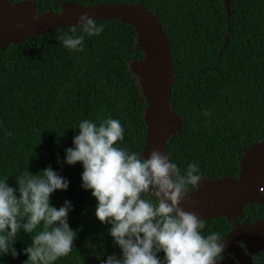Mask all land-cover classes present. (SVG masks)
<instances>
[{
  "label": "trees",
  "instance_id": "16d2710c",
  "mask_svg": "<svg viewBox=\"0 0 264 264\" xmlns=\"http://www.w3.org/2000/svg\"><path fill=\"white\" fill-rule=\"evenodd\" d=\"M26 1L38 13L58 11L65 1L139 4L152 11L170 40L175 78L171 104L188 119L168 145L171 162L182 174L188 164H197L202 179L239 177L243 155L264 140V0H230L231 16L223 0ZM19 5L33 11L27 3ZM97 24L103 32L85 35L82 51L66 49L57 38L72 34L71 28L0 48V181L8 179L9 186L18 189L16 177L39 174L49 166L69 181L68 189L57 190L50 201L57 208L71 202L68 223L77 237L72 251L54 264H102L110 255H122L108 232L111 225L95 216L97 200L81 186L82 164L66 163V149L74 147L79 123L117 119L124 128L117 147L141 154L144 145L145 106L132 74L146 90L138 69L146 54L138 46L140 35L131 25L111 20ZM182 125L183 119L171 113L168 132ZM258 159L256 152L248 156L244 172ZM234 182L239 181L200 183L191 195L197 197L194 204L226 196L235 189L222 191ZM243 214L241 221L249 215L264 218V207L254 204ZM204 223V235L215 232L222 239L237 221ZM32 243L31 234L21 230L14 244L19 255H2L0 264H24L28 256L23 250ZM159 257L163 260L164 254ZM254 264H264V254L254 258Z\"/></svg>",
  "mask_w": 264,
  "mask_h": 264
},
{
  "label": "clouds",
  "instance_id": "9594fccd",
  "mask_svg": "<svg viewBox=\"0 0 264 264\" xmlns=\"http://www.w3.org/2000/svg\"><path fill=\"white\" fill-rule=\"evenodd\" d=\"M102 32L103 26L85 12L71 28L72 34L57 38L66 49L82 51L85 35ZM78 130L74 147L66 149V163L82 164L81 186L91 190L98 202L95 216L111 225L108 232L122 252L102 264H217L225 248L220 234L204 235V221L181 206L190 194L189 186L191 193L199 190L202 178L197 164H188L182 174L158 148L143 157L117 147L124 139V128L111 117L100 119L99 124L82 120ZM7 180L0 181V256L19 255L14 244L21 230L31 234L33 241L23 250L28 256L24 264H54L67 256L77 237L68 223L73 205L65 201L57 208L50 197L57 190H67L69 181L51 166L39 174L16 177L18 189Z\"/></svg>",
  "mask_w": 264,
  "mask_h": 264
},
{
  "label": "water",
  "instance_id": "95a60500",
  "mask_svg": "<svg viewBox=\"0 0 264 264\" xmlns=\"http://www.w3.org/2000/svg\"><path fill=\"white\" fill-rule=\"evenodd\" d=\"M228 16H231L230 0H223ZM27 3L32 7L33 16L28 19L25 26L12 22L10 11L17 4ZM66 7L59 6L58 11H48L38 13L37 8L31 1H9L0 0V48H6L10 45L22 44L32 37L72 28L78 25L79 16L88 13L96 22L111 20L120 24L134 25L141 33V36L151 47L154 54L155 77L153 79V96L144 90L139 78L135 75L137 83L142 92L143 111V137L144 145L141 150V156L147 157L149 151L158 148L162 154L170 158L168 145L171 138L178 132L183 131L188 123L187 117L181 115L171 104L172 86L174 83L173 61L170 49V40L165 34L158 17L152 12L147 11L139 4H97L82 5L73 1H65ZM10 9V11H9ZM175 114L183 119V125L178 130H170L165 134L167 119L170 114ZM167 148V150H166ZM259 155L257 166L253 170L249 180L243 183L235 194L221 201L213 202L202 208L191 207L186 199L191 197L193 192L182 201L181 206L190 212L197 214L203 221L227 219L228 221L239 220L243 216V210L254 204L264 207V140L248 148L247 152L241 158L240 175L238 178L224 176L218 179L206 178L200 183L206 182L212 185H218L221 181L234 180L241 181L244 175L245 160L254 153ZM151 199H155L149 196ZM264 233V220L255 224H242L229 232L226 238L223 254L227 256L217 260V264H253L251 258L244 249L237 243L244 236L262 237ZM258 250L249 249L250 253L264 252L263 240L256 243ZM238 262V263H237Z\"/></svg>",
  "mask_w": 264,
  "mask_h": 264
},
{
  "label": "bare ground",
  "instance_id": "6f19581e",
  "mask_svg": "<svg viewBox=\"0 0 264 264\" xmlns=\"http://www.w3.org/2000/svg\"><path fill=\"white\" fill-rule=\"evenodd\" d=\"M64 7H66V6H64ZM9 11H10V9H9ZM27 11H28V7L27 6H22V5L17 4L15 6V8L10 11V16H11L12 22L25 26L26 23L28 22L27 20L30 19L33 16L31 11L29 13ZM131 26L133 28H135L138 31L139 35H140V40H139V43H138L139 49L146 53L145 54V59L139 64V68H138L139 69V74H140L141 78L145 82L146 90L150 94V98L152 97V99H154V96H153V87H154L153 79L155 77V70L153 68L154 59H155L154 58V54H153L149 44L141 36V33L138 30V28H136V26H134V25H131ZM167 122H168V119H167ZM165 134H168L167 124H166V128H165ZM257 162L253 166H251L248 169H246V171L244 172V175H243V179L241 181L234 182V183H231L228 186H226V188L222 191V193L227 191V190H230V189H235L234 191H232L231 193L227 194L226 196H224V197H222L220 199H217V200L209 199L210 200L209 202L197 203V204H194V201L197 199V197L193 196L190 199L186 200V202L191 207L202 208L203 206L210 205L213 202L221 201V200H223L225 198L230 197L231 195L235 194L240 188H242L244 182L249 180L250 176L253 173V170L257 166Z\"/></svg>",
  "mask_w": 264,
  "mask_h": 264
},
{
  "label": "flooded vegetation",
  "instance_id": "af4514ba",
  "mask_svg": "<svg viewBox=\"0 0 264 264\" xmlns=\"http://www.w3.org/2000/svg\"><path fill=\"white\" fill-rule=\"evenodd\" d=\"M243 218H244V214L239 220H236L237 224L235 225V227L242 225V224H246V223L252 225L258 221L264 220V218H257V215H249V216H247V218H245L243 221H241ZM261 240H263V244H264V233H263L262 237H259V238L256 236L255 237H248V235H247V236H244L241 240L237 241V243L244 249V251L247 253V255L250 256L253 264H254V258H256L257 256L262 257V254H264V252L258 251L257 253H250L249 249H252L255 251L258 250V246L256 245V243L261 241ZM221 241L223 242L224 245L226 244V238L225 237L222 238ZM221 255H222V258L227 257V256L233 257L232 255H229V254L221 253Z\"/></svg>",
  "mask_w": 264,
  "mask_h": 264
}]
</instances>
